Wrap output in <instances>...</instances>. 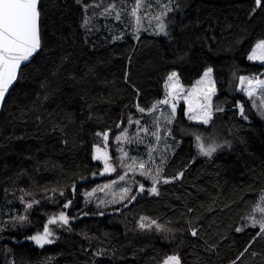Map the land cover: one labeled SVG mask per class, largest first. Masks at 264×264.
I'll list each match as a JSON object with an SVG mask.
<instances>
[{
    "label": "trees",
    "instance_id": "obj_1",
    "mask_svg": "<svg viewBox=\"0 0 264 264\" xmlns=\"http://www.w3.org/2000/svg\"><path fill=\"white\" fill-rule=\"evenodd\" d=\"M99 1L41 0L42 50L22 68L0 114V214H22L19 197L28 193L41 203L31 211L29 225L0 233V264H161L175 253L182 264H264L258 227L235 231L264 191V119L235 90L231 76L237 69L239 75L264 72V65L246 58L264 38V7L256 8L255 0H176L180 7L169 13L170 35L143 32L136 40L123 25L95 14L93 23L83 26L85 15L93 16V7L85 13L83 5ZM120 33L124 38L113 41ZM209 66L218 88L213 104L225 107L215 125L231 148L212 158L199 155L194 137L180 129L199 128L207 135L212 126L188 120L181 103L172 125L179 146L164 176L183 172L182 177L159 185V195L138 197L116 223L86 216L60 227L55 243L43 248L25 240L67 199L98 182L71 191L81 175L89 179L99 166L93 158L96 132L118 130L129 115L135 120L137 96L145 108L163 99L170 72H179L180 83L191 86ZM237 101L244 102L248 121L232 106ZM58 187L66 189L59 204L41 197ZM141 217L179 230L168 240L139 232L134 221ZM193 228L197 236L191 235Z\"/></svg>",
    "mask_w": 264,
    "mask_h": 264
},
{
    "label": "snow or ice",
    "instance_id": "obj_2",
    "mask_svg": "<svg viewBox=\"0 0 264 264\" xmlns=\"http://www.w3.org/2000/svg\"><path fill=\"white\" fill-rule=\"evenodd\" d=\"M77 3H83V0H77ZM41 0H0V106H3L6 99V94L9 92L11 86L18 80V76L21 74L22 65L31 61L34 55L39 54L42 50V37H41ZM173 5L175 7H173ZM256 8L264 7V0H255ZM85 13L92 7V5H83ZM99 7V5H96ZM179 3L176 0H167V3H162L161 0H155V5L148 2V0H135V5L131 8V17L134 21L133 33L136 40L140 39L141 31H148V28L144 27L143 20L147 19L149 27H152V31L155 35L169 36V27L171 19L169 13L174 12L179 8ZM157 9L153 12V9ZM141 9H144L143 15H141ZM255 8L253 9V12ZM114 13L115 20H121V11L117 9L116 4H110L104 8V11L100 13L103 16H109ZM153 22L154 27H153ZM90 23V17L85 15L83 26L88 28ZM124 38V34L120 33L113 37V41L121 40ZM247 60L252 62H259L264 65V38L256 41L250 52L247 54ZM239 69L232 71L231 76L235 82V90L242 92L246 97L249 98L250 106L255 110L256 114L264 119V72L251 73L248 75H239ZM127 79V75L125 76ZM137 93L139 89L132 85ZM233 87L230 84V88ZM166 89L164 98L162 100H155L150 107H143L139 103V96H137V103L134 107L138 113L141 114L140 119H133L131 115L128 117V125H137V135L135 140L138 143H144V137L140 136L139 133H148L155 138L157 145L161 141V118L165 127L163 131L167 133L168 137L175 139L173 136L172 125L177 121V108L180 100L186 102V109L181 111L187 116L188 120L196 121L198 125H210L213 131L205 135L196 129H185L181 128V133L185 135H192L195 139L196 148L198 154L208 158H212L214 153L225 147L231 148L232 142L221 135V130L216 128L214 117L217 113H224L225 107L220 104L214 106L213 98L217 96V80L214 76V69L209 66L207 67L203 75L199 80L195 81L191 88L185 89L183 84L180 83V73L172 71L168 74L167 79L164 83ZM259 99V103H257ZM161 105L169 107V112L164 113ZM238 110L239 116L245 120H249V115L246 111L244 102L237 101L233 105ZM147 112L153 115L152 125L155 127V131H150L147 123L141 124V120L144 119L143 114ZM159 112L160 115L157 117L155 113ZM121 124L124 123L122 119ZM119 128L120 125H117ZM55 130V127L53 128ZM63 131V129H61ZM112 129H107L103 132H96L95 135L101 138L104 147L101 144H94V156L95 160L103 161L104 168L103 172H116L117 166L126 169L123 175L118 176V181H126L128 173H136L137 171L144 177L148 178L152 182V187L148 189L150 193L159 195V188L157 185L168 184L172 180H176L184 175L183 172L178 173L176 176L167 177L162 175L163 168L160 166L148 167V161H152L153 157L151 153L155 151L154 148H149L148 161H138L136 157H129L128 152L120 146L119 142L124 141L125 143H132L133 138L128 136L127 128H124L119 135L115 137L118 142L117 151L120 156L117 157L118 165H113L111 154L108 150L109 133ZM228 131H232L229 129ZM67 143V141H65ZM166 147H170L166 145ZM126 159H130L131 163H126ZM165 159L161 157V163H164ZM98 173L93 172L95 176ZM103 174V173H99ZM80 180H86L87 177L80 176ZM118 181H110L108 185H104L102 188L98 186L97 189H93L91 193H85L86 196H92L97 190L103 191L105 188H112L117 185ZM138 184L139 192L145 191L144 183ZM23 191V190H22ZM59 191L60 196H64L63 190L52 189L53 193ZM71 191L74 194L76 191L75 182L71 185ZM132 188L121 187L119 193H114L112 202H120L124 200L135 201L137 196L132 195ZM30 197L32 193H28ZM118 197V199H117ZM19 199L24 204L23 214L17 213L14 210L8 213L0 214V233L8 230L9 228L25 227L31 223L30 221V210L34 206L41 203L40 200L32 198L25 200L24 196H20ZM101 204L107 203L104 200L100 201ZM73 204L71 199H67L62 206V210L58 214H53L49 217L47 223L43 226L42 231H36L34 234L26 236L25 239L33 241L35 245L43 248L45 245L55 243L58 237L55 234L51 225H58L60 227L69 226L70 221L75 217H70L65 211ZM264 212V210H262ZM99 215H104V212H99ZM87 215V213H85ZM246 223H242L241 226L235 228L236 232H244L249 225L255 229L258 226L256 237L264 238V214L259 219L255 215H249ZM150 221V222H146ZM155 225L158 231H163L164 226L158 224L156 220L150 218L141 217L139 227L144 229H151ZM192 236H197L198 232L195 228L191 230ZM256 237H253L255 239ZM248 249L246 248L245 251ZM97 256L103 255V251H97ZM49 260L52 258L49 257ZM15 264V261L12 262ZM163 264H182L181 257L178 253L168 255L163 261Z\"/></svg>",
    "mask_w": 264,
    "mask_h": 264
},
{
    "label": "rangeland",
    "instance_id": "obj_3",
    "mask_svg": "<svg viewBox=\"0 0 264 264\" xmlns=\"http://www.w3.org/2000/svg\"><path fill=\"white\" fill-rule=\"evenodd\" d=\"M148 2L155 5V0H148ZM161 2L167 3V0H161ZM113 3H115L117 9H119L121 11V20L120 21L115 20L114 13L112 15H109V16L100 15V13H102L104 11V8L108 7L110 4H113ZM96 5H99V7H96ZM134 5H135V0H101V1L97 2L96 4L92 5L93 8L90 11L93 13V16L92 17L90 16L89 26L93 23V18L96 15L97 16L96 18L98 20H101L104 18V19H106V21H108L110 23H115L116 25H119V26L123 25L124 28L129 30L131 32V34L134 35V33H133L134 21L132 23L129 22L130 20H132L131 8ZM156 10L157 9L154 8L153 12H155ZM143 11H144V9H141V15H143ZM142 22L144 24V27L148 28V31H141L140 35L143 32L153 33L152 27H149L147 19H144ZM154 23L155 22H153V27H154ZM262 78H264V77H262ZM199 79H197V80H199ZM191 86H184V87H185V89H188V88H191ZM165 91H166V89H165ZM181 103H184L185 106L187 107L186 102L183 100L179 101L178 107ZM257 103H259V99H257ZM161 107L163 108V111L165 114H167L169 112L168 106L161 105ZM177 110H178V108H177ZM159 115H160L159 112L155 113V116L158 117ZM140 117H141V114L138 115V117H136L135 119H140ZM143 117H144V119L141 120V124L143 125V124L147 123L149 125L150 131H155V127L151 123L152 119H153V115L145 112L143 114ZM127 121H128V119L123 123V125L118 130H116L112 133H109L108 150L111 154V157H112L111 162L113 163V165H118L119 162L117 160V157L120 156V153L117 151L118 142L116 141L115 137L117 135H119L120 132L124 128H127L128 136L133 138L132 143L129 144V143H125L124 141H120L119 142L120 146H122L124 148V150L128 152L129 157H136L138 161H140V160L148 161L149 148L150 147L154 148L155 151H153L151 153L153 160L148 161L147 166L150 168H152L154 166H160L161 168H163L162 175H164V166L167 163L168 158L170 156H172L175 153V151L177 150L179 143L176 142L173 138L168 137L167 133L163 131V128L165 127V125L163 123V119L161 118V129H162V131L160 133L161 141L158 145H157L154 137H152L148 133H143V132H140L139 135L144 137V143H138L135 140V136L137 135V128L139 126H137V125L129 126ZM192 122L197 123L196 121H192ZM98 143L101 144V147H104L101 138L99 139ZM166 145H168L170 147H166ZM94 151L95 150L93 147V155H94ZM162 156L165 159L164 163H161V157ZM98 163H99V166L96 170V173H98V176H99L97 178L98 182L95 184V186L92 189L83 190L80 196H78V197L76 196L74 198H71V200L73 201V204L68 209L65 210V211H67V213L70 217H75L74 219H72L70 221V224H73L74 222H77L79 219H82L86 216H90V217L106 216V217H109V219H111L113 222L116 223L118 220V215H121V214L128 215L127 213H129V212H128L126 207H129L128 206L129 204H131V206H132L134 201L129 202V200H127V199L124 201H120V202H112V201L114 198V193H119L121 187L131 186V188H132L131 194L137 196V193L139 191L138 184L133 183V181H136L139 183H144V185H145V191L143 193H139L138 197L145 198V197H151L153 195H156V194L150 193L148 191V189H150L152 187L151 180L142 176L138 171L136 173L129 172L128 178L126 179V181H118V176L123 175L124 172L126 171V169H123V168H120L117 166L116 172H110L109 175H101L99 173H102L103 168H104V164L100 161ZM126 163H131V160L126 159ZM110 181H118V183L116 186H114L110 189L105 188L103 191L97 190L92 196H86L85 195L86 192L91 193L92 190L97 189L98 186L102 188L104 185H108ZM162 184L163 183L161 182V184H159V185H162ZM158 188H159V192H160L162 187L159 186ZM56 189L63 190L64 195L66 194V189L64 187H58ZM41 197L53 205H57L61 201V196L59 194V191H57L56 193H53L52 189H47L41 195ZM138 197L136 198V200L138 199ZM24 199L30 200L32 198L28 195V196H24ZM117 199H118V197H117ZM101 200H104L107 203L101 204L100 203ZM19 202L22 206V214H23L24 204L21 202L20 199H19ZM36 206H34V207H36ZM32 210L33 209L30 210V214H31ZM61 210H62V207L52 211L51 215L58 214ZM262 210H264V191L261 193L258 202L253 207L252 212L249 215H255L257 217V219H259L261 217V215L264 214V212H262ZM101 211L104 212V215L98 214ZM85 213H87V215H85ZM140 219L141 218H138L136 221H134L135 222V228L137 231L143 232V233H155L156 235H159V236L162 235L163 238L166 240H168L172 235L175 234V232H177L179 230L178 228H176L174 226H171V227L164 226L163 231H158L156 229L155 225L151 229L142 230L139 227ZM146 222H150V221L146 220ZM246 222H247V219H245L243 223H246ZM157 223L160 224L158 221H157ZM125 224H126V222H125ZM51 226H53L55 228V233H56V235H58V231L60 229V226H58V225H51ZM249 227H251V226L249 225ZM17 228H19V226ZM14 230H15V228H14ZM31 242L33 243V241H31ZM161 264H163V263H161Z\"/></svg>",
    "mask_w": 264,
    "mask_h": 264
},
{
    "label": "water",
    "instance_id": "obj_4",
    "mask_svg": "<svg viewBox=\"0 0 264 264\" xmlns=\"http://www.w3.org/2000/svg\"><path fill=\"white\" fill-rule=\"evenodd\" d=\"M36 55H34V57H35ZM33 57V58H34ZM33 58H31V61H32V59ZM30 61V62H31ZM30 62H28V63H30ZM28 63H26V65L28 64ZM25 65H22V68L24 67ZM18 78H19V76H18ZM18 81V80H17ZM17 81L16 82H14V84L11 86V88H10V90L15 86V84L17 83ZM10 90H9V92H10ZM9 92L6 94V97L8 96V94H9ZM6 100V99H5ZM2 108H3V106H0V114H1V111H2ZM94 156V155H93ZM95 160V159H94ZM95 161H100V162H102L103 163V161H101V160H95ZM102 173L103 174H101V175H109L110 174V172H103L102 171ZM99 176L98 175H95V176H92L91 178H89V179H87V180H83V181H80L78 184H76V188L78 187V186H80V185H83V184H87V183H89L90 181H94V180H96L97 178H98ZM157 187H158V185H157ZM139 191H138V193H137V196H139ZM129 206V205H128ZM25 240H27V239H25ZM34 243V242H33ZM35 244V243H34ZM38 246V245H37ZM46 246V245H45Z\"/></svg>",
    "mask_w": 264,
    "mask_h": 264
},
{
    "label": "flooded vegetation",
    "instance_id": "obj_5",
    "mask_svg": "<svg viewBox=\"0 0 264 264\" xmlns=\"http://www.w3.org/2000/svg\"><path fill=\"white\" fill-rule=\"evenodd\" d=\"M42 230H43V229H42ZM42 230H41V231H42Z\"/></svg>",
    "mask_w": 264,
    "mask_h": 264
}]
</instances>
